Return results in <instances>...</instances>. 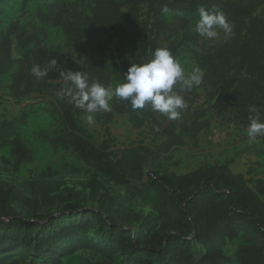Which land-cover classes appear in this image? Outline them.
<instances>
[{
    "label": "trees",
    "instance_id": "16d2710c",
    "mask_svg": "<svg viewBox=\"0 0 264 264\" xmlns=\"http://www.w3.org/2000/svg\"><path fill=\"white\" fill-rule=\"evenodd\" d=\"M3 3L0 0V35ZM195 4V0H92L82 7L55 4L39 17L44 24L61 27L71 46L85 56L84 66H72L71 71L87 73L90 84L113 87L115 75L124 82L131 64L149 62L157 48H167L178 60L182 46L194 38L186 35L180 43L170 41L179 23L168 24L165 15ZM201 5L219 8L233 26L230 38L224 36L222 44L199 57L205 93L197 87L181 91V85H174L187 107L179 119L171 121L149 107L133 110L129 102L114 98L109 111L96 112L99 122L110 124L118 115H127L136 129L153 124L155 137L160 139L159 144H140L120 155L111 151L109 141L94 144L81 125L84 111L70 98L60 97L57 110L64 133L43 138L54 149L72 151L94 173L82 191L56 193L42 183L39 195L29 193V188L36 191L39 184L35 181L28 182L25 190L0 179V264H64L66 258L83 250L102 257L103 262L92 264H226L225 248L237 240L245 244L239 253L240 264H264L263 180L253 188L244 174L231 169L229 161L201 166L185 175L149 171L144 182L152 161L171 162L175 151L189 142L196 145L200 134L211 130L213 118L247 129L255 115L250 109L255 107L264 122V0H202ZM9 35L14 39L0 36V77L18 65L12 76L13 96L52 91L56 69L40 80L31 75L33 65L45 68L50 59H56L39 40L38 31L15 21ZM110 43H114L113 52ZM15 47L23 53L19 59L14 57ZM202 99L206 106L196 108ZM25 118L0 125V143L11 155L3 163L14 173L36 159L27 142L15 133ZM135 181L153 193L152 211L147 215L123 203L144 193ZM108 184L124 189L125 194L111 195ZM60 201L63 205L57 215L43 213L46 206L59 207ZM88 201L98 202L99 208H88ZM17 207L33 215L26 217Z\"/></svg>",
    "mask_w": 264,
    "mask_h": 264
},
{
    "label": "rangeland",
    "instance_id": "374dc122",
    "mask_svg": "<svg viewBox=\"0 0 264 264\" xmlns=\"http://www.w3.org/2000/svg\"><path fill=\"white\" fill-rule=\"evenodd\" d=\"M92 0H4L3 3V25L1 37H10L9 28L15 21H20L27 29L35 28L38 31L39 40L48 50L50 56L58 60L55 78L52 81L54 89L47 94H33L16 98L12 94V76L18 70V65L14 66L9 74L0 77L1 96L3 105L0 107V125L6 121L21 119L26 116L25 122L16 129V134L20 135L31 149L35 152V161L25 164L19 173H14L11 166L3 163V159H11L10 150L7 146L0 143V179L11 181L23 189L27 190V183L35 181L39 185L34 189L29 188V193L42 192V183L50 185L56 193L66 189H76L82 191L83 186L88 184L94 169L80 160L76 154L70 150L63 148L54 149L43 138V135L57 137L64 133V127L57 110V101L61 97L60 89L64 86V81L60 77V68L70 70L71 67H83L86 58L78 52L70 44V41L61 27L44 24L40 20L39 13H48L55 4H68L78 7L88 5ZM125 1V0H123ZM240 2L242 0H233ZM202 0H195V5L178 11H168L165 20L168 24L179 23L170 36V41L182 42L186 35L194 39L186 41L180 49L178 61L185 69V74H190L194 67H199V57L205 51L222 44L224 42V33L219 31V36L215 39H206L200 37L195 32V24L199 19L198 9L201 7ZM210 9L209 7H205ZM146 13V12H144ZM188 21L186 26L184 22ZM111 51H114V43H110ZM22 51L16 47L14 49V57L21 58ZM120 83L119 76H114L113 88ZM197 91L204 94V89L197 87ZM206 106L205 100H199L196 108ZM89 113L85 112L81 116V125L88 131L91 140L97 146L102 145L104 141L110 142L111 151L116 155H120L122 151L140 144L154 145L159 144L160 139L155 137V126L149 124L142 129H136L132 126L127 115H118L110 124L99 122L96 113H93L94 123L89 124L86 117ZM226 134V135H225ZM13 135V134H11ZM206 135H224L226 148L224 151L234 150V154L230 161L235 164L233 171L235 173H243L250 181L251 186L255 188L258 180L264 181V140L262 136L256 138L255 141L249 142L246 135V129H238L235 126H228L220 119H212L211 130ZM12 139V137H10ZM188 149L194 147L193 142H189ZM186 153V156H189ZM180 157V155H179ZM229 162V161H228ZM190 162L175 156V159L168 162L164 159L152 161L144 172V182L148 180L149 171L169 170L177 174H187L193 170V166H189ZM231 166V165H230ZM47 172L48 176L43 173ZM142 182L135 181L136 185L144 191L142 194H136L132 200L124 199L123 203L128 209L147 215L152 211L154 203L153 193L145 190ZM107 190L111 195H124V189H119L114 184H108ZM88 193V191H87ZM63 201L59 202V207L46 206L43 210L44 214L57 215L62 207ZM88 208L98 209V202L88 201ZM17 209L26 217L33 215L21 207ZM245 248V244L241 240L229 242L225 248L226 256L229 261L226 264H240L239 253ZM123 260V259H122ZM103 262L100 255L88 250H83L77 254L64 260V264H92Z\"/></svg>",
    "mask_w": 264,
    "mask_h": 264
},
{
    "label": "clouds",
    "instance_id": "9594fccd",
    "mask_svg": "<svg viewBox=\"0 0 264 264\" xmlns=\"http://www.w3.org/2000/svg\"><path fill=\"white\" fill-rule=\"evenodd\" d=\"M165 12L168 9H164ZM199 19L195 24V32L202 38L215 39L222 30L225 38H230L233 30L232 24L227 20L224 12L213 7L198 9ZM57 68V60L50 59L45 68L33 65L31 75L37 80L48 76L52 69ZM60 77L64 86L60 89L61 97L70 98V102L77 109L89 115L86 121L94 123L93 113L109 111L113 99L129 102L133 110L149 107L153 112L164 115L168 120L180 118L181 111L187 107L184 96L174 91V85H181V91H191L203 82L204 71L194 67L190 74L176 60L167 48H157L152 59L143 64H131L124 75V82L118 83L114 88L105 87L100 83H89L87 73L73 72L60 68ZM255 115L250 119L246 129L249 142L259 136H264V122L258 109H250Z\"/></svg>",
    "mask_w": 264,
    "mask_h": 264
},
{
    "label": "crops",
    "instance_id": "0c3cea01",
    "mask_svg": "<svg viewBox=\"0 0 264 264\" xmlns=\"http://www.w3.org/2000/svg\"><path fill=\"white\" fill-rule=\"evenodd\" d=\"M225 137L226 136L224 135L212 136L206 135V133H201L197 144L194 145L192 149L182 152L185 147L188 149L189 145H187L175 151L174 159L175 156H177L178 158L184 159L185 162H190L189 166H193V170L205 165L225 164L226 162L230 161L234 154V150H228L226 152L224 151V148H226V141H224ZM186 153H189L190 155L186 156ZM234 165L235 164L233 163L230 166L232 170L234 169Z\"/></svg>",
    "mask_w": 264,
    "mask_h": 264
}]
</instances>
